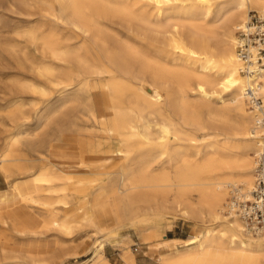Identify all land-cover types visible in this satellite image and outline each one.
Returning a JSON list of instances; mask_svg holds the SVG:
<instances>
[{
	"label": "bare ground",
	"instance_id": "6f19581e",
	"mask_svg": "<svg viewBox=\"0 0 264 264\" xmlns=\"http://www.w3.org/2000/svg\"><path fill=\"white\" fill-rule=\"evenodd\" d=\"M15 1L37 18L0 49L37 53L2 107L14 129L0 140V264H64L81 230L89 255L70 264H110L106 244L136 264L125 228L166 249L159 264H264V226L226 200L254 186L258 130L244 89L264 100V70L241 73L235 29L250 10L264 17V0ZM16 207L40 222L2 216ZM176 211L204 230L165 237L161 221Z\"/></svg>",
	"mask_w": 264,
	"mask_h": 264
},
{
	"label": "rangeland",
	"instance_id": "374dc122",
	"mask_svg": "<svg viewBox=\"0 0 264 264\" xmlns=\"http://www.w3.org/2000/svg\"><path fill=\"white\" fill-rule=\"evenodd\" d=\"M27 11L28 13H26ZM253 11H256V10H253ZM29 13H30L29 8L25 7L24 5L18 4L15 0H0V41L3 44L1 42L0 43L3 46L7 43L8 38L12 36L15 31L24 28L28 24L35 23L37 16L35 14H32L31 16V14ZM28 19L31 20V23L28 22L29 21ZM16 44L17 45H16L15 52L7 51L8 53L6 52L7 53L6 54V53H3V51L6 50V48H3L4 50L0 49V110H1L0 114H2L0 115V134H1L0 140L1 141H3L5 139V136L14 129L13 124L7 119V117H5V114H3L4 113V111H2L3 102L5 99L10 97L11 93H14V94L21 93V90L19 92V89L16 86H12L11 83L12 81H15V80H19V79L26 80L27 78H30L27 72V68L29 66V61L33 59L32 57L36 56V53H37V51L30 44H27L25 42H20ZM2 45L0 46L3 47ZM21 48L23 49L21 50ZM23 55H24V59H23ZM26 59L28 61H25ZM16 66L17 68L15 69ZM18 68H20V70H18ZM24 69H26V71ZM9 91L11 92L9 93ZM58 94L59 92L55 91L54 89H50L48 96H50L53 101ZM233 120H234V117L233 116L230 117V119L228 120L226 124V127H230ZM76 123L79 127H81L84 124V122L81 121L80 119L76 120ZM68 133L66 134V136H69ZM63 185L64 184L61 183V186ZM54 187L58 188L60 186L54 185ZM64 187L67 188V190H65L66 192L71 189V186L69 185L68 186L64 185ZM6 188L9 189L8 185L6 186ZM46 193L47 192H44L45 198L48 201H57L60 198V196L58 195H55V194L47 195ZM79 197L80 196L78 194L74 193L69 197L63 198L67 201V204H68V207L66 208L67 211L69 212L76 211V207L79 205L78 204ZM227 198H229V194H227L226 200H228ZM20 209H22L27 216L32 218L33 223L38 224L40 222V220L34 218L33 216L34 212L32 211V209H28V208H20ZM5 210H3L2 212H5ZM37 212L42 213L40 210H38ZM43 213L47 215L46 212H43ZM163 221H161L162 224L166 223L165 237H168V238H175V237L185 238L187 237L189 233H199L203 231L205 227L203 223H200V222L195 223L194 221L183 217L178 211L167 214L166 218ZM0 228H2V226H0ZM6 229H8L7 230L8 234L12 233L9 228H6ZM127 229L128 228L124 229L125 231H127L123 237L125 241L124 245L131 249H132L133 243H137L139 245L138 251L136 252L133 251L134 252L133 256L135 258L136 264H159L157 262L158 252L165 251L166 249L164 250V247L157 248L156 240H153L154 242L151 241V242H141L140 243L137 237V234L135 232V229L129 228V231ZM73 235L74 236H73L72 242H68V243H71V246L73 245L76 246L75 247L76 255L67 256V258L64 259V264L73 263L74 261H76V259L86 258V256L89 255L88 246L91 242V236H90L91 234L85 230H81V231L75 232V234ZM158 239L161 240V237H159ZM180 245L181 244H176L175 246L180 247ZM119 252H120L119 247L111 246L109 244H106L104 247V254L107 257H109V260L112 264L114 263L122 264V262L120 261L118 257ZM75 256H78L79 258H76Z\"/></svg>",
	"mask_w": 264,
	"mask_h": 264
},
{
	"label": "built area",
	"instance_id": "2783aa9c",
	"mask_svg": "<svg viewBox=\"0 0 264 264\" xmlns=\"http://www.w3.org/2000/svg\"><path fill=\"white\" fill-rule=\"evenodd\" d=\"M235 34V52L242 62L241 73L254 77L256 72L264 70V17L257 11H248L247 19L236 27ZM244 93L255 112V128L258 130L254 186L249 197L229 196L228 207L239 214L247 226L259 229L264 226V100L257 95L255 85H247ZM138 248L137 243L132 244L133 251Z\"/></svg>",
	"mask_w": 264,
	"mask_h": 264
},
{
	"label": "crops",
	"instance_id": "0c3cea01",
	"mask_svg": "<svg viewBox=\"0 0 264 264\" xmlns=\"http://www.w3.org/2000/svg\"><path fill=\"white\" fill-rule=\"evenodd\" d=\"M1 191H8V188H6V186H4L2 183H0V192ZM47 194V193H46ZM9 214H11V216H14L17 220L19 221H24V222H27V223H33V220L32 218H30L29 216H27L25 214V212L20 209L19 207H16V208H13L10 212H6V213H3V217H5L7 220H9ZM103 257H105L107 259V261L112 264L109 260V257H107L104 253H103ZM118 257L120 259V261L122 262V264H126L123 259L120 258L119 254H118ZM115 264V263H114Z\"/></svg>",
	"mask_w": 264,
	"mask_h": 264
}]
</instances>
